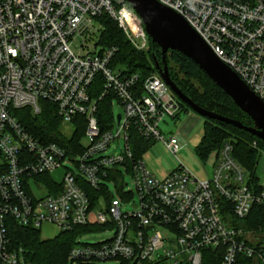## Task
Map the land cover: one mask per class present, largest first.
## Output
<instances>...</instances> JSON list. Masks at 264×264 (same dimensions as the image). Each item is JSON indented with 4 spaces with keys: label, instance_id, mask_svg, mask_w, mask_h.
<instances>
[{
    "label": "built area",
    "instance_id": "obj_1",
    "mask_svg": "<svg viewBox=\"0 0 264 264\" xmlns=\"http://www.w3.org/2000/svg\"><path fill=\"white\" fill-rule=\"evenodd\" d=\"M158 1L182 15L264 101V0ZM104 15L136 49L149 50L142 18L126 0H0V264H27L12 222L111 233L94 243L83 241L92 231L81 234L71 264H205L207 249L222 264H264V214L251 218L264 206L259 163L248 171L227 142L203 163L211 166L206 179L185 166L179 131L166 136L160 127L178 115L177 95L160 73L143 79L112 66L119 48L101 41ZM105 99L113 111L115 100L122 106L120 121L116 113L111 121L100 116ZM45 103L73 128L67 144L36 135L23 118L27 110L40 115ZM78 117L86 119L85 146L74 138ZM134 136L161 141L176 157L166 177L136 157ZM128 201L134 210L123 209Z\"/></svg>",
    "mask_w": 264,
    "mask_h": 264
},
{
    "label": "trees",
    "instance_id": "obj_2",
    "mask_svg": "<svg viewBox=\"0 0 264 264\" xmlns=\"http://www.w3.org/2000/svg\"><path fill=\"white\" fill-rule=\"evenodd\" d=\"M101 20L104 23V30L101 41L105 45L117 46L119 48L114 60L113 67L118 65L124 69L126 74H140L142 78L159 73L156 66L158 61L163 67L162 49L158 44L152 42L150 38V48L147 51L136 49L124 34L118 23L108 15H104ZM173 54L180 68V77L176 69L170 64L167 53L169 73L172 80L178 85L185 95L190 97L201 107L216 112L218 114L237 119L245 125L253 126L254 122L244 111H242L212 79L197 65L192 59L176 50H169ZM197 81L199 86L194 83ZM110 100L105 99L101 103L100 116L106 119H113L114 111L111 108ZM181 104V103H180ZM188 105L181 104L180 111L175 119L180 118L183 111L189 112ZM23 118L29 124L36 135L44 136L48 141H62L67 144V136L63 134L60 125L61 119L56 113L54 105L45 103L42 113L38 116L31 114L30 110L24 113ZM85 117H78L75 124L74 138H83L87 124ZM107 127H110L108 124ZM136 135V134H135ZM134 152L136 157H143V154L150 148L152 142L134 136ZM233 145L234 154L237 160L248 170L255 173L257 164L260 162V150L264 149V141L251 133L229 125L219 120H205L203 134L200 144L196 148L197 155L203 162H206L210 154L220 149L225 143ZM258 145V148L254 144ZM81 151V149H80ZM255 184L260 177L255 174ZM264 214V206L256 205L251 213V218L258 219L260 214ZM102 227H78L71 231H62L54 238H43L41 231L33 227H19L11 224V236L14 243L24 249L27 264H71L69 252L77 243L78 237L86 232L100 230ZM120 264H129V261L122 260ZM147 264H165L163 262ZM205 264H222L217 251L205 250ZM243 264H249L244 260Z\"/></svg>",
    "mask_w": 264,
    "mask_h": 264
},
{
    "label": "water",
    "instance_id": "obj_3",
    "mask_svg": "<svg viewBox=\"0 0 264 264\" xmlns=\"http://www.w3.org/2000/svg\"><path fill=\"white\" fill-rule=\"evenodd\" d=\"M142 18L145 30L153 43L162 49L163 67L156 66L160 75L175 94L195 113L209 119L219 120L243 129L264 141V101L241 79V77L204 41L187 20L172 8L158 0H126ZM169 50H176L192 59L234 103L254 122L253 126L213 111H209L185 95L172 80L167 62ZM121 114H118V121Z\"/></svg>",
    "mask_w": 264,
    "mask_h": 264
},
{
    "label": "rangeland",
    "instance_id": "obj_4",
    "mask_svg": "<svg viewBox=\"0 0 264 264\" xmlns=\"http://www.w3.org/2000/svg\"><path fill=\"white\" fill-rule=\"evenodd\" d=\"M124 32V31H123ZM126 35V33L124 32ZM127 37V35H126ZM168 56L170 58V64L173 68L176 69L177 73H179L180 77H183L184 74L181 73L180 68L175 60H173L174 56L171 52H168ZM119 69L122 68L121 66H117ZM196 85L199 86L197 81H194ZM177 100L184 104L183 101L177 96ZM192 111V110H190ZM189 111V112H190ZM123 112L122 106L115 100L114 104V113L119 114ZM183 111L180 114V118L173 119L171 117H167L165 122L161 123V129L163 134L169 136L170 134H176L178 131L180 132V128L187 127V132L183 133L184 138L182 139L183 147L178 153L179 159L182 163L187 166L194 174H196L200 179L204 180L207 178L206 170H211V166L209 163L204 165L201 158L197 155L196 148L200 144L202 139V128H203V120L205 121L207 118L195 113L194 114ZM195 115V116H193ZM201 119V121H197L195 119ZM205 123V122H204ZM60 129L63 134L70 135L73 132V128L67 127L61 122ZM121 143L124 145V140H121ZM87 144V139L84 136L82 138V145L85 146ZM117 147L119 145L117 144ZM143 160L145 161L146 165L150 170H152L159 178L163 179L166 177L167 171L174 168L177 165L176 157L170 153L163 142L157 141L150 146V148L143 154ZM206 168V169H205ZM264 155L260 158V162L257 167V173L261 177V180L264 182ZM61 171L54 174L55 177L61 178ZM126 182L130 183L131 189H135L132 184V178L129 175H126ZM111 192L115 195L114 200H120L117 193V185L115 182L108 183ZM133 200L135 201L136 205L140 204V197L137 192L133 195ZM124 210H134V206L130 204V202H125L122 204ZM59 233V229L54 226H44L41 229V235L43 238H54ZM111 235V233H99L97 230L92 231L84 238V242L94 243L98 241L100 238L106 235ZM95 264H120L119 261L115 260H108V261H101L96 262Z\"/></svg>",
    "mask_w": 264,
    "mask_h": 264
},
{
    "label": "crops",
    "instance_id": "obj_5",
    "mask_svg": "<svg viewBox=\"0 0 264 264\" xmlns=\"http://www.w3.org/2000/svg\"><path fill=\"white\" fill-rule=\"evenodd\" d=\"M191 112H192V114H194L193 111H190L189 113H191ZM193 116H195V115H193ZM195 119H196L197 121H201V119H197V117H195ZM204 122H205V121L203 120V125H204ZM186 130H187V127H185V126L182 127V128H180V132H179V134H180V139H181L182 142H183L182 139L184 138L183 133H186V132H187ZM202 133H203V128H202ZM170 170H171V169H170ZM168 172H169V171H167V174H168ZM167 174H166V175H167ZM59 233H60V232H59ZM59 233H58V234H59ZM58 234H57V235H58ZM57 235H56V236H57Z\"/></svg>",
    "mask_w": 264,
    "mask_h": 264
}]
</instances>
